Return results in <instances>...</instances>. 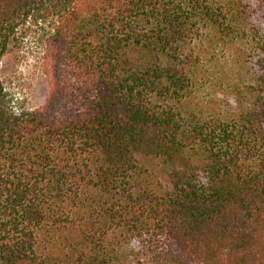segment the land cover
Returning a JSON list of instances; mask_svg holds the SVG:
<instances>
[{"label":"trees","instance_id":"obj_1","mask_svg":"<svg viewBox=\"0 0 264 264\" xmlns=\"http://www.w3.org/2000/svg\"><path fill=\"white\" fill-rule=\"evenodd\" d=\"M50 19V90L0 75V264H264V0H0V68Z\"/></svg>","mask_w":264,"mask_h":264},{"label":"rangeland","instance_id":"obj_2","mask_svg":"<svg viewBox=\"0 0 264 264\" xmlns=\"http://www.w3.org/2000/svg\"><path fill=\"white\" fill-rule=\"evenodd\" d=\"M52 25L50 19L35 18L20 23L2 59L1 79L15 111L34 110L46 101L50 90L46 45Z\"/></svg>","mask_w":264,"mask_h":264}]
</instances>
